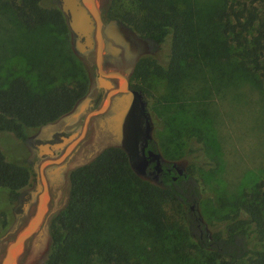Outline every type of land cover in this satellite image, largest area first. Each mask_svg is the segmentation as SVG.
I'll return each mask as SVG.
<instances>
[{
    "label": "rangeland",
    "instance_id": "obj_1",
    "mask_svg": "<svg viewBox=\"0 0 264 264\" xmlns=\"http://www.w3.org/2000/svg\"><path fill=\"white\" fill-rule=\"evenodd\" d=\"M13 1L0 0V89L7 88L17 77L24 78L32 89L38 90L43 81H48L51 86L58 83L53 82L54 75L63 77L65 64L56 57L69 55V43L65 39L54 50L44 52L38 49L46 35L43 31H30L21 23L11 4ZM198 2L203 27L212 30L211 37L227 40V35L217 37L215 33L224 26L218 18L214 19L222 0ZM97 3L99 6L105 4L112 14L119 17L133 38L143 37L144 48L136 45L134 52L139 55L150 53L151 47L145 46L146 39L141 33V28L150 21L141 11L138 0H97ZM259 8L264 19V2L259 4ZM70 43L75 54L87 66L86 75L93 92L97 75L95 52L81 55L72 39ZM192 46L190 63L180 59L181 66L179 50L172 62L166 49L162 54L153 55L159 60V65L154 58L146 62L141 77L135 73L137 62L132 81L145 89L154 118V140L165 161L177 162L199 177L201 196L197 204L212 231L215 225L211 224L228 222L236 210L237 201L245 193H251L264 179V89L258 75L241 72L236 56L229 61L224 56H215L213 60L201 57L191 68L190 64L195 63ZM169 60L171 68L167 65ZM176 69L180 70L178 75L174 72ZM55 124L31 129L26 140L6 132L2 134L3 150L10 158L32 163L38 181L41 180L39 166L44 159L39 156L36 145L46 140L51 129L58 127ZM109 143L97 136L93 140L89 137L84 139L71 150L67 167L58 178H51L48 172L51 165H45L44 173L51 190L48 217L13 264L45 262L52 246L50 227L53 218L67 208L71 169L91 161ZM123 171L116 182L103 187L91 208L92 221L82 238H91L99 245L120 244L144 264H209L208 253L204 255L198 250L182 229V206L178 203L166 205L168 220L176 225L169 230L148 220L139 197V184L131 181L130 174ZM29 190L32 191L33 187ZM36 200V197L25 195L7 227L0 218V264L5 243L32 214ZM25 202H28L26 209ZM64 264H79V261L76 256H71Z\"/></svg>",
    "mask_w": 264,
    "mask_h": 264
},
{
    "label": "trees",
    "instance_id": "obj_2",
    "mask_svg": "<svg viewBox=\"0 0 264 264\" xmlns=\"http://www.w3.org/2000/svg\"><path fill=\"white\" fill-rule=\"evenodd\" d=\"M43 2L14 0L11 4L28 30L43 31L46 35L38 49L44 52L54 50L66 39L69 55L56 57L65 64L62 67L65 73L59 78L54 75L53 82L58 83L52 86L43 81L40 90L32 89L24 78L17 77L7 88L0 89V218L5 227L15 217L26 191L33 187L37 171L32 163L7 155L1 142L2 134L6 132L26 140L31 129L55 122L71 112L90 89L87 66L75 54L73 46L70 47L71 29L59 0ZM138 2L150 21L141 28V33L152 45L151 52L138 62L137 77L143 75L144 65L153 58L159 65L153 55L162 54L163 49L169 53L171 62L179 50L178 60L190 63L193 45L195 63L190 64L191 68L201 57L213 60L215 56H224L229 61L236 56L241 72L258 75L264 89V19L259 8L264 0H222L214 19L218 18L224 26L218 27L215 33L217 37L227 35V40L211 37L212 30L203 27L198 0H189V5L188 0ZM108 14L120 20L110 10ZM174 72L178 75L180 70ZM123 170L130 174L131 181L139 184V197L148 220L169 230L176 225L168 220L166 205L178 203L182 206V229L198 250L204 255L208 253L209 264H264V179L251 193H245L237 201L236 210L228 222L222 225L212 223L215 228L211 231L203 216L189 206L197 203L201 196L200 179L195 173L186 170V174H179L170 162L161 177L163 184H158L139 176L131 167L127 152L120 146L104 148L91 161L71 171L67 208L53 218L50 227L52 246L43 264H64L71 256H76L79 264H144L120 244L99 245L91 238H82L92 221L91 208L103 187L116 182Z\"/></svg>",
    "mask_w": 264,
    "mask_h": 264
},
{
    "label": "water",
    "instance_id": "obj_3",
    "mask_svg": "<svg viewBox=\"0 0 264 264\" xmlns=\"http://www.w3.org/2000/svg\"><path fill=\"white\" fill-rule=\"evenodd\" d=\"M62 10L69 15V27L78 35L76 49L80 52L95 50V62L97 67V83L100 87L109 89L103 102L97 108L92 109L86 115L85 126L80 135L67 148V150L57 159H44L39 171L41 180L36 184L31 195L36 197V204L32 214L19 228L14 237L5 243L1 257V264H13L20 251L27 245L29 239L36 233L42 223H45L49 213L51 192L44 167L47 164L60 163L65 159L73 146L85 135L86 125L91 116L100 115L110 107L115 113L108 118V130L113 135L115 143L120 145L128 154L130 165L139 176L147 175V167L151 160H156L155 169L161 170L159 152L145 148L149 140L153 137V126L151 112L147 109V101L143 98V93L139 90H131L127 95L119 97L113 101V95L117 91H128L129 81L127 76L132 67L125 69V73L120 70L106 71L104 68V53L106 36L116 41L128 45V35L126 29H120L118 19L112 18L105 26L100 7L97 0H62ZM84 38V41L81 39ZM118 51V48L115 49ZM129 50V47H126ZM116 80H120V86L114 88ZM55 147H58L55 145ZM180 169V173H182ZM154 178H158L155 175ZM27 208V205H26ZM25 208V209H26Z\"/></svg>",
    "mask_w": 264,
    "mask_h": 264
},
{
    "label": "flooded vegetation",
    "instance_id": "obj_4",
    "mask_svg": "<svg viewBox=\"0 0 264 264\" xmlns=\"http://www.w3.org/2000/svg\"><path fill=\"white\" fill-rule=\"evenodd\" d=\"M59 2H60V6H62V0H59ZM99 7H100L102 17H103V20H104V23L106 26L107 24H109L110 20L114 17H111L108 14V8L106 7L105 4H101ZM65 15H66L68 23H69V15L66 13H65ZM118 26L120 27V29H126L125 31L127 32V35H128V42H127L128 45L127 46L129 47V50L128 51L126 50L127 46L122 41L119 42L113 38H109L106 36V39H105L106 40V42H105V47H106L105 50L106 51L104 53V68L106 71L120 70L123 73H125V69L128 67H132V70H131L130 74L127 76L128 81H129V90L128 91H117V92H115L113 95V101L117 100L119 97H122L123 95L129 94L131 92V90H139L141 93H143V98L147 101V109L150 111L149 102H148V99L146 97L145 91L132 81V74L135 70L136 64H137V62H139V60L142 58V56H144V53H141L139 55V53L134 52L133 49L136 47V45H141V47L144 48V44H143V40H142L143 37L139 36L138 39L133 38L130 35L129 30H127L126 26L119 19H118ZM71 39L74 42V46L76 48L78 35H76L72 30H71ZM145 39H146L145 46L150 45V47H151L152 44L149 42V40L147 38H145ZM81 41H84V38H82ZM116 48H118V51L115 50ZM77 51L81 55H85V56L90 55L91 53L95 52L94 49L86 50L85 52H80L79 50H77ZM149 52H151V50H149ZM119 86H120V80H116L114 83V88H117ZM108 91H109V89H105L104 87H100L98 85L97 75H96L95 89L93 90V92H92V89L90 87L88 94L79 101L77 106L71 112L67 113L65 116L61 117L57 121L49 123L51 125L56 123V124H58V127L51 129L48 133L46 140H44L43 142L36 145L38 148L39 156H41L43 159H48V158L49 159H57L60 155H62L67 150V148L74 142V140L80 135L82 129L85 126V119H86L87 113L89 111H91L92 109L97 108L99 105H101V103L103 102ZM90 93H92V94H90ZM114 113H115V110L112 107H110L109 109H107V111H105L104 113H102L100 115L91 116L89 118V121L87 122V125H86L85 135L81 139H79V141L73 146L72 150L76 146L80 145V143L84 139H86L87 137L92 138V140H93L95 138V136H97V138L102 137V140L104 138L105 142L110 141L111 142V143H109L110 145H108L106 147L120 146L114 142L113 135L108 130V125H107L108 118H110ZM60 120H64V121H62V123H57V122H60ZM151 120H152V126H153V132H152L153 137L149 140V144L145 148V151H146V153H148L149 150H153L154 152H159L161 154L159 159L161 162L160 164L162 166V169L159 171L156 170L155 165L157 162H156V160H151L149 162L148 167H147V175L142 176V177L151 179L158 184H163V180L161 179V177L164 173V169L167 167V164L170 162L165 161V159L162 156L161 151L158 148L156 141L154 140L155 126H154V118H153L152 112H151ZM56 124H55V126H56ZM46 125H43V126H46ZM55 145H57L58 147H55ZM95 145H97V143ZM70 154H71V151L65 157V159L62 160L60 163H56V162L50 163L51 168H49L48 172H49V176L51 178L54 179V178L60 177L61 172L64 171L65 168L67 167V157H69ZM172 164H173V167H175L177 169L179 174H186L187 173L186 167L178 164L177 162H172ZM73 169H71V171ZM168 169L171 170L170 168H168ZM180 169L183 170L182 173H180ZM71 171H70V173H71ZM70 173L68 176L69 182H71ZM155 175L158 176L157 179L154 178ZM173 177L176 178V176H173ZM38 182L39 181L36 179V181L33 185V189H35V186ZM48 183H49V181H48ZM49 188H50V185H49ZM26 192L27 193L25 195L27 197H29V198L33 197L31 195V191L29 189ZM50 192H51V190H50ZM26 205L28 207V202L24 203V208H26ZM189 206L193 212H197L200 216H202L197 203H190ZM202 220H203V218H202Z\"/></svg>",
    "mask_w": 264,
    "mask_h": 264
}]
</instances>
